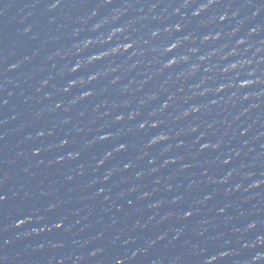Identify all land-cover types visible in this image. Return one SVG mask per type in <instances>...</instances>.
<instances>
[{
    "label": "water",
    "instance_id": "95a60500",
    "mask_svg": "<svg viewBox=\"0 0 264 264\" xmlns=\"http://www.w3.org/2000/svg\"><path fill=\"white\" fill-rule=\"evenodd\" d=\"M57 2L59 7L50 10ZM129 3L134 8L121 22L139 21L135 24L137 38L182 22L185 34L198 40L209 32L228 33L235 24L205 27L192 19L191 9H182L187 20L172 15L183 0H113L112 5L104 0H0V196L5 197L0 202V264H116L118 259L125 264H201L196 249L209 253L231 249L237 255L227 264H246L252 253L242 250L239 241L264 236V188L244 191L250 183L244 179L247 174L264 178V98L231 103L224 102L231 93L191 98V89L205 76L204 88L217 86L214 74L202 70L194 78L177 80L176 75L187 70L181 65L157 76L159 65L149 48H145L148 55L138 57L139 66L131 71V62L118 58L116 63L123 68L91 85L95 95L90 99L76 100L84 91L81 88L63 92L70 79L63 73L64 65L72 62L65 55L73 50V33ZM248 3L223 0L200 19L207 21L224 12L231 15L238 9L239 19L245 21L240 36L258 27L260 31L251 41L258 47L264 42V13L250 21L253 9L242 7ZM251 3L264 6V0ZM153 4L157 5L154 13L149 12ZM94 11L98 12L96 20L89 21ZM153 17H163L164 23ZM82 35L92 33L84 31ZM237 38L226 35L218 44L202 47L201 54L231 46ZM215 63H219L218 57L207 67ZM13 66H17L15 71L10 70ZM111 66L102 63L90 71L102 73ZM260 67L264 70V65ZM116 77L120 83H113ZM145 80L148 82L140 87ZM128 86L131 91L125 92ZM259 90L264 92V88ZM151 94H158L160 100L142 109L140 119L169 95L176 97L173 108L162 117L172 132L171 151L157 146L143 156L151 132L137 133L138 121L117 123L115 118L127 116ZM213 99L222 102L196 117L177 122L168 119L169 115L179 116L189 105L203 106ZM257 103L259 108L252 107ZM57 104L63 107L57 108ZM245 110L246 115L242 114ZM192 126L203 134L199 145L194 143L199 134H187ZM249 128L247 136L241 135ZM106 133L114 139L89 146ZM221 140L218 151H199L203 144ZM181 142L183 146L176 147ZM121 143L127 145V151L97 167V162ZM234 151L240 156L224 167L222 160ZM73 154L78 157L70 160ZM165 159L177 162L164 166ZM149 160L155 164L150 165ZM127 163L132 167L123 171ZM233 169L232 179L221 183ZM238 184L242 187L237 192ZM209 196L211 199H206ZM174 199L181 203L174 204ZM155 203L161 207L154 208ZM188 211L193 212L190 219H179ZM165 216L169 218L163 219ZM20 220L30 223L18 229L15 225ZM250 222H256L258 228L246 233ZM161 236L165 238L161 240ZM133 252L137 253L135 259Z\"/></svg>",
    "mask_w": 264,
    "mask_h": 264
},
{
    "label": "clouds",
    "instance_id": "9594fccd",
    "mask_svg": "<svg viewBox=\"0 0 264 264\" xmlns=\"http://www.w3.org/2000/svg\"><path fill=\"white\" fill-rule=\"evenodd\" d=\"M222 2L223 0H201L200 3H196V0H183V3L174 9L172 15L179 16L183 20H187L188 16L182 12V9H191L190 15L192 19L200 20V23L205 27H211L214 24L224 25L226 23L235 22L232 30L228 33H224L222 30L209 32L199 37L198 40L192 34H185V25L182 22L166 26L163 29L155 28L151 30L146 37L137 38L134 36V33L136 32L135 24L139 23V21L133 23L121 22L128 12L134 8V5L131 3L125 5L122 10L115 12L110 17H104L100 20H96L98 12L94 11L88 20H96V22L91 23L86 29H78L73 33V50L65 55V59L71 57L72 62L64 65L63 73L70 79L67 80L63 92L69 93L73 89L81 88L84 89V91L76 97V100L84 101L90 99L95 95V92L90 88L91 85L98 81L101 76H115V74L123 68L122 64L116 63L118 58H125L127 61L131 62L128 69L131 71L139 66L138 57L148 55L145 48H149L152 54V59L159 65L155 72V75L157 76L166 72H174L181 65L187 66V70L180 71L176 75L177 80L194 78L202 70L205 73L214 74L218 80L217 86L214 88H204V85L207 84V76H205V78L201 79L200 82L191 89L193 93V97L191 98H195L196 96L208 97L210 95L221 97L225 93H231L228 100L224 102L231 103L235 100L249 102L253 99L257 101L261 100L264 98V92L259 90L264 88V70L260 67L261 65H264V57H262V54H264V42H261L258 47L251 43L252 38L258 35L260 29L258 27L252 28L246 36H240L245 21L239 19L240 11L238 9L232 11L231 15H229L228 12H224L222 14L212 15L207 21L200 19L211 9L221 5ZM104 3L106 5H112L113 0H104ZM194 4L195 7H193ZM57 7H59L58 2L52 4L50 10H55ZM156 7L157 5L155 4L151 5L149 12L154 13ZM242 7L253 9L248 17L250 21L257 19L262 13H264V6L254 5L251 3V0H249L248 4L242 5ZM141 19H144V17H141ZM153 19L158 20L161 24L164 23L163 17H153ZM84 31H88L92 33V35H82ZM226 35L230 38H239L235 39L231 46L226 45L225 47L211 50L208 54H201L202 47L218 44ZM197 44L198 46L188 47L189 45ZM225 48H228V50L226 51ZM194 57L196 58L195 61H193ZM217 57L219 58V63H215L214 67H207ZM102 63H108L109 65L114 66H111L107 71L102 73L90 71L94 66ZM202 66L205 67L202 68ZM16 67L17 66H13L10 70L15 71ZM81 73H87V75L81 76ZM147 82V80L142 81L140 87H143ZM113 83H120L119 77H116L113 80ZM132 83L135 82L133 81ZM165 90L166 89L162 88V91ZM124 91H131V87H125ZM159 100L160 97L158 94L148 95L146 98L141 99L138 103V107L129 112L127 116L120 114L115 118L117 123H123L126 119L132 122L138 121L134 129L137 133L151 132V135H149L148 140L144 145L145 151L143 156H147L148 150L157 146H162L165 151H171V148L168 146L169 142L172 140V132L165 124L162 117L169 111V109L173 108L176 97L174 95H169L166 100L160 102L158 108L151 110L146 118L140 119L143 115L141 110L148 107L149 103L155 104ZM221 102V100L213 99L210 103L203 106L189 105L179 114V116L169 115L168 119L173 122H177L178 120H188L192 117L198 116L202 110L219 106ZM185 103H187V101H185ZM56 107L61 108L63 105L57 104ZM252 107L259 108L260 105L258 103L253 104ZM242 114L246 115L247 110ZM235 119L238 121L240 117L237 116ZM211 127L213 126L209 125V128ZM250 130V128L245 129L241 135L247 136ZM199 133L200 130L196 126H192L187 130V134L193 136H196ZM261 138L262 137L259 135L256 137L257 140H260ZM113 139L114 136L111 133L102 134L98 139L93 140L89 146L92 147L96 144L112 141ZM202 139L203 134H199V138L196 139L194 143L199 145ZM222 144L223 140L215 144L205 143L200 147L199 151L205 152L209 149L212 151H218ZM64 146L65 144L60 145V147ZM182 146V142L176 145V147ZM125 151H127V145L124 143L119 144V146L115 148V152H107L97 162V167H103L108 160L113 158L114 154ZM143 156L141 158H143ZM239 156L240 152L234 151L229 154L228 158L223 159L221 163L224 167H228L231 165L232 160ZM77 157L78 154H73L69 156V159L75 160ZM176 162L175 159H165L163 164L164 166H167L169 164H175ZM149 164H155V160H149ZM131 167V163H127L122 170L127 171ZM234 172V169L229 171L227 178L220 182L227 183L228 180L232 179ZM110 176L111 173L105 177V180ZM244 179L250 181L248 186L244 188L246 193L264 188V178H255L254 173L247 174ZM241 187L242 185L238 184L235 191H240ZM133 190L135 191V189ZM168 190L171 191V187H169ZM253 198L255 199V197ZM4 199L5 197L0 196V202H3ZM206 199H211V197H206ZM173 203L179 204L181 201L174 199ZM152 206L154 208H160L161 204L155 203ZM192 215L193 212L188 211L185 215L179 217V219H190ZM168 218L169 217L167 216L163 217V219ZM26 223H30V220H20L16 223L15 227L22 229ZM56 227L60 228L62 225L57 224ZM257 228L258 224L256 222H250L247 225L245 232H252ZM180 234L181 233L177 234V238H179ZM164 238V236L160 237L161 240ZM239 243L242 245V250L250 251L252 253L247 258L246 264H264V236L258 235L250 241L241 240ZM195 252L202 257L201 264H227L233 256L237 255V253L231 249H222L215 253L196 249ZM96 255V252L92 253L93 257ZM136 255L137 253L133 252L132 258L135 259ZM116 264H125V261L118 259Z\"/></svg>",
    "mask_w": 264,
    "mask_h": 264
}]
</instances>
